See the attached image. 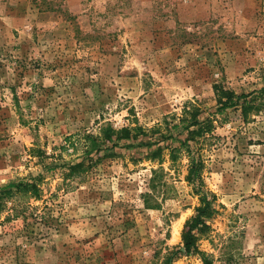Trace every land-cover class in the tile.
Returning <instances> with one entry per match:
<instances>
[{
  "label": "rangeland",
  "instance_id": "obj_1",
  "mask_svg": "<svg viewBox=\"0 0 264 264\" xmlns=\"http://www.w3.org/2000/svg\"><path fill=\"white\" fill-rule=\"evenodd\" d=\"M107 125L140 137L67 176ZM192 155L215 209L198 251L264 264V0H0V186L39 177L0 208V264H202Z\"/></svg>",
  "mask_w": 264,
  "mask_h": 264
},
{
  "label": "trees",
  "instance_id": "obj_2",
  "mask_svg": "<svg viewBox=\"0 0 264 264\" xmlns=\"http://www.w3.org/2000/svg\"><path fill=\"white\" fill-rule=\"evenodd\" d=\"M225 101L221 102V106L218 108V112L221 117H224L223 110L227 107L240 106L241 114L243 118H246L247 110L249 109L250 101L247 100L246 95L236 96L231 92L225 93ZM200 123L199 120H193L191 123L186 124L182 123L180 128V133L183 131L189 132L191 135L195 134V131L198 133L202 128H198L197 130L191 129L193 126H196ZM137 129L139 127H135L134 129L129 127H123L119 130H114L110 126H106L104 129L101 128L103 135L95 136L91 134L80 135V139L83 143L82 156L79 161H74L66 164L64 167L66 169V175L72 176L74 174H78L81 171H85V169L90 165V160L102 156L109 150H116L124 146L127 143L126 147H131L132 142L136 141L140 135L137 134ZM74 135H70L65 137V142H67L70 146H73L71 140L74 138ZM143 137L147 135L143 133ZM180 134L176 136L179 142L182 145H185L187 142V138L182 139L179 138ZM110 144V147H109ZM64 149V146L61 147ZM84 162L87 163V166L84 168ZM202 171V161L194 155L189 157V168L187 174V180L194 182L198 181L199 188L197 190L199 194V203L195 208V212L192 216H190L184 223L183 231H182V244L183 249L186 254L198 253L201 256L202 264H211L209 257L203 253L198 251L196 242L200 237L206 235L209 225L206 224V220L210 218L214 212V195L207 190H201V186L203 185V180L200 177ZM39 177L31 176L26 179H20L18 181H10L9 183L0 186V208L5 205L7 201L13 200L15 197L19 196H30V197H38V187L37 181ZM181 251L177 250L173 253L172 257L168 258V261H171L173 257L177 254H180Z\"/></svg>",
  "mask_w": 264,
  "mask_h": 264
}]
</instances>
